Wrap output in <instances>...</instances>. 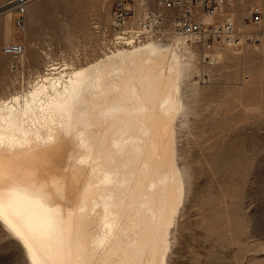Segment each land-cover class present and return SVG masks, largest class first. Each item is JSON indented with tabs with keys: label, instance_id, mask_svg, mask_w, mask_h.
<instances>
[{
	"label": "bare ground",
	"instance_id": "6f19581e",
	"mask_svg": "<svg viewBox=\"0 0 264 264\" xmlns=\"http://www.w3.org/2000/svg\"><path fill=\"white\" fill-rule=\"evenodd\" d=\"M175 35L0 99V226L26 264H173L194 186L180 134L198 93L190 40Z\"/></svg>",
	"mask_w": 264,
	"mask_h": 264
},
{
	"label": "rangeland",
	"instance_id": "374dc122",
	"mask_svg": "<svg viewBox=\"0 0 264 264\" xmlns=\"http://www.w3.org/2000/svg\"><path fill=\"white\" fill-rule=\"evenodd\" d=\"M116 3L31 0L21 15L24 31L14 9L0 10V99L28 91L47 72L70 73L119 47L109 33ZM144 3L150 1L128 0L124 7L136 19ZM255 6L262 11L258 24L250 21ZM219 14L232 17L241 44L216 42L215 63L209 65L204 49L188 42L195 53L189 83H196L198 93L190 132L180 137L187 136L194 186L173 264H264V0H235ZM163 33L150 39L174 42L169 27ZM12 36L28 53L24 64L21 57L2 53ZM52 67L56 70H47ZM0 264H26L20 246L1 226Z\"/></svg>",
	"mask_w": 264,
	"mask_h": 264
},
{
	"label": "built area",
	"instance_id": "2783aa9c",
	"mask_svg": "<svg viewBox=\"0 0 264 264\" xmlns=\"http://www.w3.org/2000/svg\"><path fill=\"white\" fill-rule=\"evenodd\" d=\"M128 0H117V7L113 13L109 33L111 44L118 46H136L144 43L150 38L164 36L163 31L169 27L172 34H182L198 43L206 52L204 61L213 65L215 59L211 53L214 44L224 43L229 46H238V32L234 22L227 17L222 25L207 24L202 21L205 16L217 14L235 0H149L142 4L144 7L140 17L135 19V14L124 7ZM133 1V0H130ZM27 0H17L15 13L19 30H25L24 15L27 10ZM151 6H153L151 8ZM262 11L255 6L251 9L250 21L253 24L261 22ZM133 22L134 25H130ZM108 30L106 29V32ZM163 33V34H162ZM2 53L17 59L24 53L23 43H8L3 46Z\"/></svg>",
	"mask_w": 264,
	"mask_h": 264
},
{
	"label": "crops",
	"instance_id": "0c3cea01",
	"mask_svg": "<svg viewBox=\"0 0 264 264\" xmlns=\"http://www.w3.org/2000/svg\"><path fill=\"white\" fill-rule=\"evenodd\" d=\"M6 1H9V0H2V1L0 2V4L3 3V2H6ZM8 19H10V23H11V25H12V20H13L12 16H9ZM11 32H12V35H13V34H14L13 27H11ZM10 42H11V43L14 42V40H13V36L11 37Z\"/></svg>",
	"mask_w": 264,
	"mask_h": 264
}]
</instances>
